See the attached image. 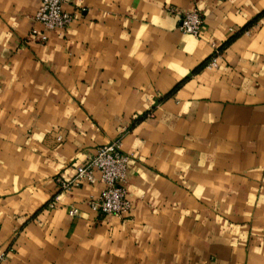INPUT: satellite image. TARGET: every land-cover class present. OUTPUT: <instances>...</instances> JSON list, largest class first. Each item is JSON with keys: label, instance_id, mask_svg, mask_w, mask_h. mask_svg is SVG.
<instances>
[{"label": "crops", "instance_id": "0c3cea01", "mask_svg": "<svg viewBox=\"0 0 264 264\" xmlns=\"http://www.w3.org/2000/svg\"><path fill=\"white\" fill-rule=\"evenodd\" d=\"M39 6L0 0L1 264H264V0H72L45 43ZM115 140L131 208L104 215L57 178Z\"/></svg>", "mask_w": 264, "mask_h": 264}, {"label": "built area", "instance_id": "2783aa9c", "mask_svg": "<svg viewBox=\"0 0 264 264\" xmlns=\"http://www.w3.org/2000/svg\"><path fill=\"white\" fill-rule=\"evenodd\" d=\"M72 0H40V6L35 14V20L42 29L34 27L31 35L40 43L48 40L47 32L55 29L66 28L74 19V13L65 8V4ZM167 10L179 19L181 29L199 38L204 28V19L197 10L184 11L177 7H167ZM221 52H216L210 58L208 66L218 65ZM130 155L122 150L120 140H115L97 148L94 155L77 167L76 174L69 180L58 177L57 180L62 190L68 191L82 186L84 183L95 184L101 182L103 189L97 199L90 202L91 207L101 214L122 215L131 208L127 197L126 181ZM96 172L99 173L97 176ZM72 215H77L78 209L70 210ZM3 253L0 254V258Z\"/></svg>", "mask_w": 264, "mask_h": 264}, {"label": "rangeland", "instance_id": "374dc122", "mask_svg": "<svg viewBox=\"0 0 264 264\" xmlns=\"http://www.w3.org/2000/svg\"><path fill=\"white\" fill-rule=\"evenodd\" d=\"M257 20H259V17L256 18V19H254V20H252L251 23L253 24V23L256 22ZM252 24H251V25H252ZM251 25H250V26H251ZM250 26H249L248 28H246V30H245V29H244V30L242 29L241 31H244V32L249 31ZM219 51L221 52V49H219ZM1 253H3V256L0 258V264L2 263L3 260L6 259L7 251L0 252V254H1Z\"/></svg>", "mask_w": 264, "mask_h": 264}, {"label": "trees", "instance_id": "16d2710c", "mask_svg": "<svg viewBox=\"0 0 264 264\" xmlns=\"http://www.w3.org/2000/svg\"><path fill=\"white\" fill-rule=\"evenodd\" d=\"M252 23H250V25H251ZM250 25H248V26H246L244 29L246 30V28H248ZM243 29V30H244ZM210 61V59H207V61H205L200 67H198L197 69H196V71L197 70H199V69H201V68H203L208 62Z\"/></svg>", "mask_w": 264, "mask_h": 264}]
</instances>
